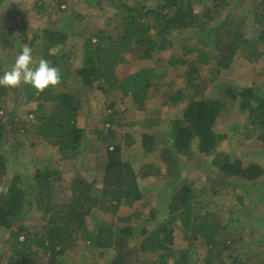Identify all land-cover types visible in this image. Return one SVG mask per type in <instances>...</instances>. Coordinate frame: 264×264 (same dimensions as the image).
<instances>
[{
    "label": "trees",
    "instance_id": "obj_1",
    "mask_svg": "<svg viewBox=\"0 0 264 264\" xmlns=\"http://www.w3.org/2000/svg\"><path fill=\"white\" fill-rule=\"evenodd\" d=\"M3 1L0 0V4ZM21 1L27 0H18V3ZM61 1L67 3V0ZM85 1L91 7L105 3L117 9L114 14L118 23L114 32L117 34L98 30L91 35L84 44L81 66L73 68L66 64V57L52 53L53 49L66 45L69 41L67 31L50 26L63 11L60 5H56L58 0H33L31 5L41 13H46L47 10L44 9L52 6L48 16L50 25L41 36L42 54L44 59L61 69L62 81L58 86H50L40 93L31 85L22 84L21 89L1 88L2 94L7 93V90H22L21 94L26 97L27 102L38 103L36 118L39 123L36 134L54 142L59 147L61 156L70 150L79 153L82 147L89 148L90 144L84 143L86 131L78 124L80 111L88 102V93L96 89L104 96L115 92L123 101L141 92L147 98L150 88L163 85L165 73H162L163 70L158 66H144L122 79L118 77L116 70L119 65L125 63L128 53L134 48H143L145 58L155 59L156 50L162 51L172 47L173 40L168 38L173 32L198 28V47L192 49L182 45L181 49L184 51V57L195 54L192 71H196L198 67L199 72L201 66H212L215 63L209 67L210 82L214 84L212 90L215 93L212 97H204L206 89L212 87L210 82L203 83L205 87L202 88L201 84L195 81L190 83L201 96L196 100L185 102L186 97L182 90L170 93L164 104L180 102L179 106L181 105L184 112L182 119L166 133L172 137L173 142L169 148L162 149L159 167L153 164V168L144 166L137 171L132 163L124 160L119 129H114L115 120L111 119L118 113L112 111L113 115L107 114L105 120H109L110 128L94 131L101 142L99 149L104 152L106 159L105 169L99 179L88 182L77 176L70 188L61 190V170L49 168L35 178L38 185L36 196L29 195L26 189L18 186L16 182L8 188L6 195L0 193V230L7 235L4 244L9 245V255L20 256L23 264H33L30 260L35 261L37 250L41 249L38 255L44 257L49 253L51 256L47 264H64L59 260L72 247L76 233L80 234L81 243L84 246L91 245L93 250L99 251L100 257L111 256V264H148L149 261L141 258V254L149 252L154 259L160 258L162 264L167 260L174 262V259L175 264H187L190 261L188 241L197 238H203L211 256L214 252L219 253L220 249L224 248L222 245L226 241L224 237L228 233V224L221 222L223 218L218 213L205 217L199 214L195 204V182L186 178L174 184L166 216L157 221L154 228L148 230L146 227L157 219L155 209L149 212V217L141 221L139 226L131 221L132 216L121 219L118 213L121 207H131L144 198L138 181L140 178L152 177L160 181L158 178L165 180L173 177L180 171L183 160L199 155L213 157L211 167L218 169L216 176L224 180L229 177L240 179L238 187L245 188L247 192L256 187L264 176V167L255 163L243 167L239 159L233 160L226 152H217L226 135L219 133L216 126L227 106L237 105L238 109L252 120H259L261 130H258V140L264 143V93L257 85L242 89L232 86L225 80L227 77L223 79L221 76L222 70L233 67L237 55L250 64H255L259 57L264 56V28L248 37L244 30L245 22L234 19L238 16L236 13L222 17V11L229 5V0H198V3L206 2L201 13L194 9L196 0H158L156 6L150 4V0H144L141 6L132 3L137 0ZM209 2L211 5L207 4ZM256 2V15L263 24L264 0ZM47 3L50 5H46ZM54 6L57 9L55 12ZM261 11L263 13H259ZM19 14V9L10 14L15 22L10 30L0 26V44L5 49L14 47L15 40L11 37L13 31L22 33L24 41H30V46L39 39L37 35L27 37V28L19 24ZM154 32L157 39L153 37ZM163 62L164 59L158 57V65ZM175 64L177 61L173 60L172 65ZM185 74L190 76L191 72L187 71ZM109 104L114 110L117 102L112 100ZM49 105L53 107L51 110H48ZM14 119L16 116L11 115L9 124L15 123ZM2 130L3 125L0 124V143L5 137ZM156 138H161L160 133L143 132L141 143L145 155L154 154L161 149L156 147ZM104 145L106 150H103ZM110 145H113L111 150ZM163 167L165 173L161 169ZM2 177L0 173V186ZM180 177L181 175L178 179ZM98 182L101 187L97 186ZM250 183L253 185L249 186ZM59 193L65 195L60 196ZM35 208L46 217L43 220L46 224H42L41 232L31 233L25 222ZM138 230L141 232H137ZM139 235L142 236L141 245L131 248L133 240L130 239ZM232 264L241 263L236 260Z\"/></svg>",
    "mask_w": 264,
    "mask_h": 264
},
{
    "label": "rangeland",
    "instance_id": "obj_2",
    "mask_svg": "<svg viewBox=\"0 0 264 264\" xmlns=\"http://www.w3.org/2000/svg\"><path fill=\"white\" fill-rule=\"evenodd\" d=\"M31 1L33 0L18 3V0H4L0 4L1 28L10 30L14 26L15 22L10 14L19 9V24L27 28V37L39 36L33 46H30V41L25 42L22 33L13 31L11 37L12 40H15L14 47L5 49L0 44V76L5 71L11 70L16 56L21 52L22 44H28L33 49V66H36L39 59L43 57L41 36L50 25L48 16L52 6L47 3L46 5H50L44 9L47 12L41 13L31 5ZM157 1L150 0L149 3L156 6ZM229 2L227 8L222 11V17L236 13L238 16L234 19L245 22L246 36L252 37L264 28V22L262 24L256 15L255 7L258 5L256 0H229ZM132 3L141 6L144 0H137L135 3L132 1ZM97 4L95 3V5ZM205 4L198 3L196 0L195 11L201 13ZM207 4L211 5V2ZM56 5H60L63 11L50 26L60 31H67L69 41L66 45L53 49L52 53L66 57V64L73 68L81 66L85 51L84 44L91 35L98 30H107L113 35L117 34L114 32L118 25L114 15L117 9L112 5L104 3L97 7H91L85 0H67V3L58 0ZM53 8L54 12L57 11L55 6ZM197 33V27L173 32L168 38L170 41L173 40L172 47L169 46L162 51L156 50L154 52L155 59L145 58L143 48H134L130 54L128 53L125 63L119 65L116 70L120 79L144 66H158L163 70L162 73H165L162 79L163 85L159 88H150L147 98L144 97L143 92L134 97H127L123 101H121L120 95L115 92L104 96L100 90L96 89L87 94L88 102L85 108L80 111L78 124L86 131L84 143L90 145L89 148L82 147L79 153L70 150L61 156L58 151L59 147L54 142L45 140L36 134V127L39 123L36 118L38 103L27 102L26 97L21 94L22 90H7V93L2 94L1 88L3 87L1 86L0 124L3 125L2 131L5 136L0 143L2 186L8 189L16 182L18 186L24 187L28 194L34 197L38 191L35 178L48 171L49 168L61 170L59 180L61 190L70 188L77 176L88 180V182L99 179V175L105 169L106 159L103 156L104 152L99 149L101 142L94 131L110 128L109 120H105L107 114L113 115L112 111L118 113L111 119L115 120L114 129H119L124 160L132 163L137 171L143 169L144 166L153 168V164L157 167L161 166L162 149L169 148L173 142L172 137L166 133L182 119L184 112L181 105L179 106L180 102L176 104L173 102L164 103L170 93H176L177 90L183 91L182 93L186 97L185 102L196 100L201 96L196 92V89L192 88L190 82H199L203 88L205 87L203 83L207 84L211 81L209 67L214 66L215 63L213 65L211 63L212 66H201L199 72L198 67L196 71H192L195 54L183 56L182 45L192 49L198 47ZM153 37L157 39L155 32ZM158 57L161 60L164 59V62L159 65ZM182 58H184L183 61ZM173 60H176L177 64L172 65ZM232 66L231 69L222 70L221 74L223 79L227 77L225 80H228L230 85L241 89L257 85L264 93V56L259 57L255 64H250L237 55ZM187 71L191 72L190 76H186ZM210 85L212 87L206 89L204 97L214 96V84L210 82ZM112 100L117 102L114 110L109 106V102ZM52 108V106H48V110ZM11 115L16 116L13 124H9ZM216 130L226 135L225 140L218 146L217 152H226L233 160L239 159L243 167L252 163L264 167V143L258 140V130H261L259 120H252L246 113L241 112L237 105L236 107L228 105L218 119ZM145 131L160 133L161 138H156L155 144L161 149L154 154L145 155L144 153L141 141ZM109 149H113V145H110ZM103 150H106V145ZM212 158V156L203 155L193 159L187 158V160L182 158L185 161L183 160L180 164V171L165 180L158 178L160 181H157L152 177L140 178L138 181L144 198L131 207H121L118 216L121 219L132 216L131 221L139 226L141 221L149 217V212L155 209L157 210V219L147 224L146 227L148 230L154 228L157 221L166 216V210L169 208L170 199L173 196L174 184L186 178L190 182H195V204L199 214L205 217L211 213H218L223 218L221 222L225 225L228 224V233L224 237L226 241L222 245L224 248L220 249L217 254L214 252L212 256L208 252V246L203 238L190 239L188 241L190 261L187 264H232L236 260L241 264H264V176L256 187L247 192L245 188L238 187L240 179L229 177L228 180H224V178L216 176L218 169L211 167ZM161 169L165 173L164 167ZM210 173L211 178L209 179ZM180 175L181 177L178 179ZM252 185V183L249 184V186ZM97 186L101 187L102 185L98 182ZM59 195L65 194L59 193ZM45 218L41 211L35 208L25 225L31 233L41 232L42 224H46L43 221ZM87 221L91 223L90 219ZM140 230L137 232H141ZM6 239L7 235L0 230V264H23L20 256L9 255V245L4 244ZM130 240L134 242H131L132 246L130 245V247H137L141 245L142 236L132 237ZM39 251L41 249L37 250L36 260L32 262L30 260V263L47 264L51 257L50 254L47 253L41 257L38 255ZM98 252L93 250L91 245L84 246L81 243L80 234L76 233L72 247L61 256L59 261L64 264H111V256L102 258ZM141 258L149 261L148 264H162L161 259L158 257L154 259L150 252L142 253ZM174 262L167 260L165 264H175Z\"/></svg>",
    "mask_w": 264,
    "mask_h": 264
},
{
    "label": "clouds",
    "instance_id": "obj_3",
    "mask_svg": "<svg viewBox=\"0 0 264 264\" xmlns=\"http://www.w3.org/2000/svg\"><path fill=\"white\" fill-rule=\"evenodd\" d=\"M33 63V49L28 44H22L21 52L16 56L11 70L0 76V86L19 88L22 84L31 85L40 93L61 83L62 74L59 67L53 66L43 57L36 66H33ZM7 192V187L0 186V193L6 195Z\"/></svg>",
    "mask_w": 264,
    "mask_h": 264
}]
</instances>
